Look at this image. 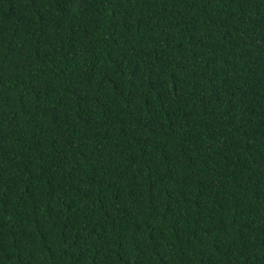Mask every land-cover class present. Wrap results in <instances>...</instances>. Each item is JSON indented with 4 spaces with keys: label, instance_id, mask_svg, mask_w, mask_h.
<instances>
[{
    "label": "trees",
    "instance_id": "trees-1",
    "mask_svg": "<svg viewBox=\"0 0 264 264\" xmlns=\"http://www.w3.org/2000/svg\"><path fill=\"white\" fill-rule=\"evenodd\" d=\"M0 264H264V0H0Z\"/></svg>",
    "mask_w": 264,
    "mask_h": 264
}]
</instances>
